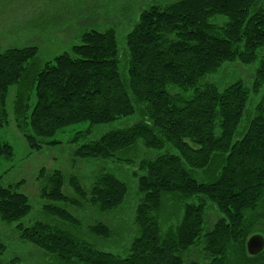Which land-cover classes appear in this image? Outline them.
Listing matches in <instances>:
<instances>
[{"label":"trees","instance_id":"16d2710c","mask_svg":"<svg viewBox=\"0 0 264 264\" xmlns=\"http://www.w3.org/2000/svg\"><path fill=\"white\" fill-rule=\"evenodd\" d=\"M126 47L123 69L114 29L86 31L70 53L44 63L37 47L0 54V220L19 222L32 210L21 183H1L4 163L15 156L3 130L16 87L14 121L32 152L61 145L57 135L73 126L134 117L135 125L79 146L75 157L129 165L139 149L148 152L135 174L134 232L122 255L58 226L19 224L21 240L43 251L47 264H264V250L247 249L254 235L264 237V0L153 3ZM236 63L256 65L250 86L208 81ZM41 177V197L52 202L46 212L66 223L79 221L59 204L105 213L122 208L129 195L128 185L108 173L88 190L72 178L75 198L63 193L61 171ZM210 211L217 220L207 231ZM87 228L113 238L103 223ZM6 250L0 240V264Z\"/></svg>","mask_w":264,"mask_h":264},{"label":"rangeland","instance_id":"374dc122","mask_svg":"<svg viewBox=\"0 0 264 264\" xmlns=\"http://www.w3.org/2000/svg\"><path fill=\"white\" fill-rule=\"evenodd\" d=\"M170 1L172 0H0V54L9 48L37 47L38 59L44 63L59 55L70 53L86 31L105 32L114 29L123 69L128 54L126 37L138 23L140 13L153 3L165 4ZM83 8L86 11L85 15H78ZM72 9L76 12L73 20L54 22L55 25L47 21L52 20L51 16L55 14L58 15V19L73 15ZM255 71L256 65L229 64L217 75L209 76L208 81L220 87H226L236 81H242L250 86ZM16 89V87L12 89L7 100L10 125L3 130L4 138L14 146L15 156L11 161L4 163L1 183L5 187L21 183L18 191L28 197L32 210L19 222L5 223L0 220V240L7 248L2 264H11V260H15V264L48 263L47 255L31 244L23 242L17 230L19 224L30 227L37 222L58 226L100 251L121 254L127 249L130 233L134 232V211L138 199L135 174L140 173L139 161L148 152L139 149L135 158L132 156L134 163L127 165L112 160L76 159L75 151L85 143L98 141L105 134L135 125L138 119L134 117L93 128L88 123L79 124L57 135L56 139L62 142L61 145L32 152L14 121ZM250 104L251 102L248 109ZM79 133L83 134L78 135ZM120 156L131 158L125 153ZM43 171L47 174L61 171L66 177L63 193L71 198L76 197L69 185L72 178L77 179L81 186L88 190L96 178L104 173L115 175L126 183L129 195L122 208L105 213L89 206L79 209L59 204L58 206L66 208L79 221L77 224L66 223L46 212L45 207L52 202L41 197L45 182L41 177ZM216 220V212L210 211L207 231L213 228ZM95 223H103L110 227L113 238L108 240L98 238L89 232L87 227Z\"/></svg>","mask_w":264,"mask_h":264},{"label":"water","instance_id":"95a60500","mask_svg":"<svg viewBox=\"0 0 264 264\" xmlns=\"http://www.w3.org/2000/svg\"><path fill=\"white\" fill-rule=\"evenodd\" d=\"M249 254L257 255L264 250V237L261 235H254L247 243Z\"/></svg>","mask_w":264,"mask_h":264},{"label":"crops","instance_id":"0c3cea01","mask_svg":"<svg viewBox=\"0 0 264 264\" xmlns=\"http://www.w3.org/2000/svg\"><path fill=\"white\" fill-rule=\"evenodd\" d=\"M77 7H78V6H77ZM85 8H86V7H85ZM85 8L81 9V12H78V15H81V14H84V15H85V13H86ZM78 10H79V9H78ZM72 12H73V15H69V16H67V17L64 18V19H62V18H61V19H58V15L55 14L54 16H51V17H53L52 20H47V21H49V22H51L52 24L55 25L54 22H65V21L73 20V19H74V16L76 15V12H75L74 9H72ZM71 17H72V18H71Z\"/></svg>","mask_w":264,"mask_h":264}]
</instances>
